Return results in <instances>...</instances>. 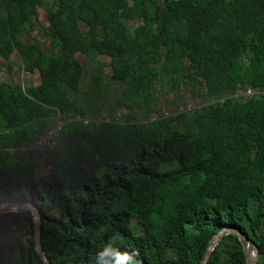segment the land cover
<instances>
[{"label": "trees", "instance_id": "trees-1", "mask_svg": "<svg viewBox=\"0 0 264 264\" xmlns=\"http://www.w3.org/2000/svg\"><path fill=\"white\" fill-rule=\"evenodd\" d=\"M44 9L49 49L21 39ZM77 54L107 55L110 74ZM13 55L41 83L0 82V202L37 201L52 264H200L226 225L264 264V96L236 97L264 92V0H0ZM184 91L193 111L155 109ZM57 117L56 143L31 150ZM0 264H40L26 215L0 224ZM209 264H245L238 239Z\"/></svg>", "mask_w": 264, "mask_h": 264}, {"label": "rangeland", "instance_id": "rangeland-1", "mask_svg": "<svg viewBox=\"0 0 264 264\" xmlns=\"http://www.w3.org/2000/svg\"><path fill=\"white\" fill-rule=\"evenodd\" d=\"M46 13H47V11L45 9L40 10V13H39L40 17H39L37 24L35 25L34 31L30 35H25V36L21 37V39L24 42L31 43V42H34L36 39H39V41L42 43V46L45 49H49V47H50L49 41H47L45 39V29L49 27V23L47 22ZM81 28H83V30H85L83 25H81ZM92 56H93V59L95 61H93L92 59H90V60L87 59V57L85 55H82V54H77L75 56V58L80 64H86V71H92L95 69V67H99L100 65L97 64L99 62L105 63L106 65H104L102 68L104 70V73L109 75L111 70H110V67L108 65L111 62V58L108 57L107 55H100V54H95ZM11 60L13 61L12 65H9L5 61L0 62V67H1L0 80L7 81V82H10V83L15 84V85H21L24 87L37 86L39 84L40 76L37 72L30 74V73H26L20 69V67H19L20 66V58L18 57V55H16V56L13 55ZM179 95L185 97L184 98L185 100L186 99L188 100L191 98L189 93L186 91L182 92L181 94L173 93L170 96V101L166 99V100H163V103H161V98L157 97L156 100H158V102L156 103L155 109L159 108V105H161L162 106L161 112L164 113L165 117H169V118L174 117V115H178V114L183 113L185 111H193L192 106H195V105L194 104L192 105L191 103L188 105H184V101L182 102L181 100L178 99ZM186 96H188V98ZM129 114H130V111L118 110L116 115L111 113L110 117L112 119H118L117 122H119V123L129 124V123H131L130 121H128V117H127ZM153 114H154V116H156V114L154 112H153ZM119 118H121V120H119ZM57 119H59V117H57ZM85 121L92 122V120L90 118L84 120V123H85ZM146 121H148V119L143 120V121L139 120L138 122H146ZM25 214L27 215V218L30 221L31 220L30 212L28 211ZM2 217L3 216L0 214V224L2 221ZM15 218H16V215L14 216V219L8 218L5 221L12 222L13 220H15ZM130 227H131L133 234L137 235L138 234L136 231L137 227L134 225H130Z\"/></svg>", "mask_w": 264, "mask_h": 264}, {"label": "water", "instance_id": "water-1", "mask_svg": "<svg viewBox=\"0 0 264 264\" xmlns=\"http://www.w3.org/2000/svg\"><path fill=\"white\" fill-rule=\"evenodd\" d=\"M29 210L31 215V223L33 226V243L34 249L39 257L41 264H51V260L46 253L41 241L42 230V212L34 202H27L16 207L2 210L0 213L14 212V213H27ZM233 235L238 239L244 254L245 264H259L260 252L257 243L245 231L235 225H226L217 231L209 240L206 250L203 254L200 264H209L210 259L214 255L218 246L223 242L226 236Z\"/></svg>", "mask_w": 264, "mask_h": 264}, {"label": "clouds", "instance_id": "clouds-1", "mask_svg": "<svg viewBox=\"0 0 264 264\" xmlns=\"http://www.w3.org/2000/svg\"><path fill=\"white\" fill-rule=\"evenodd\" d=\"M13 57V56H12ZM1 61H5V62H7L9 65H10V63H9V61H7V60H5V59H2V58H0V62ZM0 70H1V67H0ZM38 74H39V72L38 71H36ZM35 73V72H34ZM30 74H32V73H30ZM39 76H40V74H39ZM0 82H7V81H3V80H0ZM7 83H10V82H7ZM40 83H41V76H40V82H39V84L37 85V86H39L40 85ZM10 84H12V83H10ZM37 86H34V87H37ZM24 87V86H23ZM247 88V87H246ZM250 88V87H249ZM243 90H245V88H243ZM243 90H239V91H243ZM238 91V92H239ZM237 95V94H236ZM244 100H246V99H244ZM245 102V101H244ZM161 103H163L162 102V100H161ZM190 106V105H189ZM159 108H160V111H161V109H162V106L161 105H159ZM192 109L194 110L195 109V107L194 106H192ZM155 113V112H154ZM156 114V113H155ZM164 116V113L162 114V117ZM165 117V116H164ZM86 119H89V117H87V118H81V120L83 121V123H84V120H86ZM91 119V118H90ZM157 119V114H156V116H154V114L152 115V117L150 118V119H148V121H151V120H153V121H155ZM92 120V122H93V119H91ZM92 122H87V121H85V123L84 124H90V123H92ZM131 122H135V121H131ZM62 126H63V120L61 121V120H57V124L56 125H54V127L52 128V129H50V130H48V132H45V133H43L42 134V136H41V139L40 140H37V139H35V141L32 143V145L29 147L31 150H33V149H37V150H40V148L43 146V145H45V144H47L48 146L50 145V144H54V143H56V140H57V138H58V136H59V132H60V130H61V128H62ZM35 145V146H34ZM15 197V194L13 195V194H11V195H6L5 196V200H3V201H1L0 202V207H1V209L2 210H6V209H8V208H12V207H16V206H19V205H21V204H25V203H27V202H34V203H36L37 204V206H38V208H40L41 209V212H42V208H41V206L37 203V201H35V200H32V199H25V200H23V201H20V200H18V199H13ZM29 211V210H28ZM27 211V212H28ZM3 217H2V221H1V224H2V222L4 223V221L6 220V219H14V216L16 215V217L17 218H19L21 215H26L25 213H14V212H12V213H10V212H3V213H0ZM27 216V215H26ZM42 216H43V213H42ZM31 220H32V218H31ZM31 220H30V222H31ZM43 221V220H42ZM32 224V223H31ZM131 225H134V226H136V224L135 223H132ZM33 227V226H32ZM137 227V226H136ZM225 227V226H224ZM138 228V227H137ZM240 228V227H239ZM222 229V228H221ZM243 230V229H242ZM219 231V230H218ZM244 231V230H243ZM247 233V232H246ZM215 234V233H214ZM213 234V235H214ZM248 234V233H247ZM138 235V234H137ZM139 235H140V233H139ZM212 235V236H213ZM249 235V234H248ZM231 236H233V235H231ZM250 236V235H249ZM235 237V236H234ZM251 237V236H250ZM252 238V237H251ZM40 264H41V262H40ZM51 264H52V262H51ZM259 264H260V262H259Z\"/></svg>", "mask_w": 264, "mask_h": 264}, {"label": "built area", "instance_id": "built-area-1", "mask_svg": "<svg viewBox=\"0 0 264 264\" xmlns=\"http://www.w3.org/2000/svg\"><path fill=\"white\" fill-rule=\"evenodd\" d=\"M255 96H264V92L263 93L257 92L255 90H252V88L247 87L245 88V90L237 92L236 95L237 98H243L246 100L253 98Z\"/></svg>", "mask_w": 264, "mask_h": 264}]
</instances>
